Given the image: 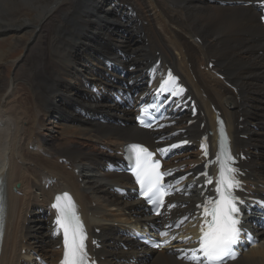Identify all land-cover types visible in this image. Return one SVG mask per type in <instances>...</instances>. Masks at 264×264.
Returning <instances> with one entry per match:
<instances>
[{
  "label": "bare ground",
  "instance_id": "1",
  "mask_svg": "<svg viewBox=\"0 0 264 264\" xmlns=\"http://www.w3.org/2000/svg\"><path fill=\"white\" fill-rule=\"evenodd\" d=\"M52 1L55 6L62 4L61 17L42 16L47 10L43 0L33 1L36 14L30 17L20 6L31 0H0V38L14 36L15 48L41 40L45 23L52 31L42 50L44 64L34 67L35 58H30L33 66L30 64L24 75L25 90L17 89L18 75L13 76L8 89L0 90V95L6 94L0 99L5 227L0 264H39L35 254L51 263L58 261L62 251L57 250L60 240L51 236L50 207L55 194L62 191L74 195L89 233L102 240V249L97 251L99 259L103 257L102 264H128L130 256L144 252L124 233L149 218L141 210V202L113 192L114 186L126 184L129 177L106 173L104 168L125 144L154 139L131 123L120 125L130 121L131 113L110 101V93L122 79L110 71L108 63L122 66L127 82L135 78L141 84L145 70L161 57L163 65L169 64L181 75L204 112L186 134L198 138L205 130H214L216 111H221L235 150L250 157L244 163L246 179L255 191L264 190V27L255 8L221 7L210 0ZM9 12L13 14L2 17ZM163 16L185 17L189 26L175 23L169 30ZM76 25L85 31L73 33L70 27L75 29ZM23 34L28 40L21 38ZM144 41L145 47L138 51ZM114 50H121V55ZM211 63L214 67L209 69ZM203 65L207 71L201 70ZM99 87L113 88L100 95L94 92ZM11 99L13 105L6 108ZM56 113L57 135L47 126L57 122H52ZM201 122H205L204 130ZM244 135L248 140L240 138ZM100 146L114 154L100 150ZM192 156L191 163L199 162ZM60 159L67 163H60ZM18 184L17 192L13 188ZM96 229L101 230L99 235ZM259 233V246L233 264H264V232ZM121 242H128L130 249L124 251ZM152 256L148 264H185L164 252H153Z\"/></svg>",
  "mask_w": 264,
  "mask_h": 264
},
{
  "label": "snow or ice",
  "instance_id": "2",
  "mask_svg": "<svg viewBox=\"0 0 264 264\" xmlns=\"http://www.w3.org/2000/svg\"><path fill=\"white\" fill-rule=\"evenodd\" d=\"M172 84L175 87V77L171 73L165 85ZM179 88L172 92V95L182 93ZM143 123V120H141ZM221 151L217 154L216 160L219 163V175L215 181L216 198H208L199 207L203 210V225L200 228L199 249L193 251L191 259L200 264L199 257L195 252H201L205 258L203 264H225L226 259H236L234 247L238 244L241 233L244 231L241 226V213L239 205L243 203L235 195L240 188V181L236 178L238 169L233 165L235 158L231 155L226 146V135L222 134ZM175 147V145L173 146ZM205 155H207V148ZM164 152V149L160 150ZM131 171L139 185V194L148 203L162 207L164 199L169 193L165 190L163 179L170 173L161 172L160 162L154 159V154L142 145H130ZM207 175V173H204ZM208 184L213 180L209 178ZM57 210L55 223L56 234H63L64 254L61 264H90L85 240L83 224L77 215L76 206L68 193L58 195L52 205ZM159 214V213H158ZM166 236L167 233H160ZM95 243V242H93ZM159 247V245H155ZM188 258V257H185ZM94 264V262H93Z\"/></svg>",
  "mask_w": 264,
  "mask_h": 264
},
{
  "label": "rangeland",
  "instance_id": "3",
  "mask_svg": "<svg viewBox=\"0 0 264 264\" xmlns=\"http://www.w3.org/2000/svg\"><path fill=\"white\" fill-rule=\"evenodd\" d=\"M33 1L34 0H31V2H29V3H23L20 6V8L24 11V13L27 17L28 16L29 17L35 16V14H36L35 10H34L35 4H33ZM69 1H71L73 3L72 0H69ZM20 2H24V1H20ZM29 4H31L32 7L29 6ZM43 4L47 7V10L44 9L42 16L50 15V14H54V15L57 14L59 17H61V15H62V13H61L62 4L60 5V7L55 6L54 1H52V0H43ZM69 6H70V4L68 3V7ZM18 8L15 9V12L17 11ZM62 8H64V7H62ZM12 14H13L12 12L4 13L2 15V17L5 18L8 15H12ZM22 19H25V17H22ZM156 20H158V17L156 18ZM162 20L166 22L165 26L169 30L171 29L172 24H175V23L179 26H186V27L189 26V23H188L189 21L186 20L185 17L177 18V16H173L171 19H168L167 17L163 16ZM19 30H21V29H19ZM70 30L75 34H80V33H83L85 31V29L79 25H76L75 29H72L70 27ZM41 32H42L41 40L36 41L32 46L29 44H22L18 48H15L13 45L15 37L10 35V34L5 35L2 38H0V49H1L0 60H2V63L0 66V90L8 89L9 83H10L11 79L13 78V76L18 75V76H21V78H20V82H19L17 89H20L23 92L26 88V84L24 82V75L27 74L29 66L31 64L30 62L32 61V60H30V58H35L34 67H41L44 64V58L45 57L42 55V50L45 47L47 40L50 38V36L52 34V31L50 29L49 24L45 23L43 25V27L41 28ZM117 34H119V36L121 38L122 33L120 32ZM247 34H252V32L247 33ZM21 36H22L21 38H25V40H28V36L23 37L24 34ZM196 37L200 38L199 35H197ZM245 40H247V39H245ZM145 45H146L145 41L142 42V44H141L142 47H138V51L141 48L145 47ZM241 56H242V54H241ZM16 61H18V62L21 61L18 64V66L13 65V62H16ZM31 68H30V71H31ZM201 70L205 71L204 65L201 67ZM5 95L6 94L0 95V99L3 98ZM12 105H13V99H11L5 107L9 108ZM118 112L120 113V111H118ZM118 112H117V114H118ZM56 116L58 117L57 113L54 115L52 122L54 119H56L57 122H54L53 125L49 124L50 122H48L47 126H48V128L54 129L53 131L57 135V132L59 130L58 129L59 120H57ZM43 134H45V132H43ZM30 149H32V148H30ZM0 150H1V146H0ZM100 150H102V149H100ZM17 188H19V184L15 185L13 189L18 192ZM23 254H24V252H23Z\"/></svg>",
  "mask_w": 264,
  "mask_h": 264
}]
</instances>
